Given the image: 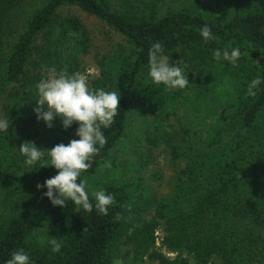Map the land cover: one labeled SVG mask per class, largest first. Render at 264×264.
<instances>
[{
  "label": "trees",
  "instance_id": "trees-1",
  "mask_svg": "<svg viewBox=\"0 0 264 264\" xmlns=\"http://www.w3.org/2000/svg\"><path fill=\"white\" fill-rule=\"evenodd\" d=\"M124 1L126 6L143 1L151 12L118 11L111 0H0V119L11 122L8 133L0 132V264L19 249L31 264H116L126 237L136 258L147 257L152 264H264V83L255 97L247 95L253 78L264 81V0H198L201 10L185 7L159 17V0ZM70 7L98 17L131 46L129 56L118 50L100 62L102 77L94 84L119 92L120 109L114 124L102 129L105 146L80 178L87 181L93 205L92 191L115 197L108 215L95 207L91 213H75L70 200L63 209L53 206L43 195L47 188L37 189V184L58 170L40 167L49 162L47 155L29 169L19 151L24 141L43 149L33 111L37 83L52 69L80 72L90 48L83 20L64 12ZM205 24L214 40L205 42L200 35ZM157 41L170 62L183 58L187 63V88L169 91L153 83L148 51ZM237 47L242 55L235 66L213 58L217 48ZM185 102L193 119L186 133L204 149L193 173L205 174L145 221L150 198L140 179L118 176L112 166L103 171V164L125 137L131 112L152 114L163 123ZM204 119L210 121L205 131L193 125L206 124ZM77 128L74 122L65 129L55 118L50 149L79 139ZM162 223V246L178 253L176 258L155 247ZM52 238L63 242L60 252L51 250Z\"/></svg>",
  "mask_w": 264,
  "mask_h": 264
},
{
  "label": "clouds",
  "instance_id": "clouds-1",
  "mask_svg": "<svg viewBox=\"0 0 264 264\" xmlns=\"http://www.w3.org/2000/svg\"><path fill=\"white\" fill-rule=\"evenodd\" d=\"M200 35L205 42L215 39L211 28L206 24L200 29ZM241 55L238 47L231 50L217 48L213 51L216 61H228L234 66ZM148 58L149 75L154 84H163L169 91L188 87V73H185L187 63L183 58L175 63L170 62V55L165 54L161 42L151 45ZM91 75L99 76V73L94 70H89L87 74H68L67 71L56 73L52 69L36 85L38 98L33 111L37 120H43L48 128H52L53 120L59 118L65 129L75 122L78 124L75 135L79 139H72L67 145L58 143L51 149H41L33 141H24L20 144L19 151L25 157L24 164L29 169L47 155L49 162L41 164L40 167L52 166L58 170L56 175L46 179L43 184H37V189L47 188L43 195L53 206L63 209L70 200L76 206L75 213H79L81 209L91 213L95 207L99 214L108 215V209L117 203L115 197L106 194L104 190L92 191L91 196L95 200L93 205L89 192L86 191L87 181L80 178L82 173L92 167L94 157L107 142L102 129L114 124L120 109V93L91 88ZM262 83L264 81L259 76L253 78L248 84L247 95L255 97ZM10 123L8 119H0V132L8 133ZM43 239L41 237L42 241ZM48 243L53 252H60L63 245L62 241L55 238L48 240ZM6 264H31V261L29 255L19 249L12 252Z\"/></svg>",
  "mask_w": 264,
  "mask_h": 264
},
{
  "label": "rangeland",
  "instance_id": "rangeland-1",
  "mask_svg": "<svg viewBox=\"0 0 264 264\" xmlns=\"http://www.w3.org/2000/svg\"><path fill=\"white\" fill-rule=\"evenodd\" d=\"M111 1L115 10L118 11L133 9L134 12L147 16L151 12L143 1H135L129 6L125 5L124 0ZM197 1L159 0L157 15L159 17L169 10H179L185 7L201 10L204 5L202 4V6ZM64 12L78 15L88 28L91 45L88 53L82 56L80 73L87 74L89 70L98 72L99 76H89V86L96 89L94 80L102 77L101 60L104 57L114 56L118 50L129 56L131 46L125 36L98 17L77 7L65 8ZM102 89L112 91L109 89V85L105 84ZM190 108V103H182L178 106L177 113H172L163 123H161L162 121L156 122L152 114L131 112L125 137L111 151L103 164V171H106V167L112 166L118 176L140 179L146 196L150 198L149 210L144 214L145 221L152 219L160 204L172 202L184 187L186 188L189 184H199L203 179L202 175L205 174V171L198 172L199 176L193 173V170L198 168L197 164L201 162L200 155L204 149L201 145L194 144L189 139V134L186 133L193 120H191ZM205 121L206 124L193 121V125L205 131L210 126V121ZM52 131V128H48L43 120L38 121L36 140L43 146V149H50L48 144ZM133 162H138L139 166L133 167ZM186 204L187 199L179 206L184 207ZM132 231L129 235L132 234ZM164 231L162 223L157 232L158 239L155 247L168 257L176 258L178 253L170 252L162 246L161 239ZM39 240L41 242V238ZM181 255L188 256L185 251ZM215 258L217 261L220 260L218 256ZM116 264H152V261L147 257L138 260L133 251L132 240L126 237L125 242L121 245L120 256L116 260Z\"/></svg>",
  "mask_w": 264,
  "mask_h": 264
}]
</instances>
